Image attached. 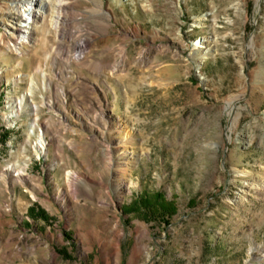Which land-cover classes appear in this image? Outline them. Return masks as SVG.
<instances>
[{
  "label": "rangeland",
  "instance_id": "rangeland-1",
  "mask_svg": "<svg viewBox=\"0 0 264 264\" xmlns=\"http://www.w3.org/2000/svg\"><path fill=\"white\" fill-rule=\"evenodd\" d=\"M27 2L0 0V264H264V0Z\"/></svg>",
  "mask_w": 264,
  "mask_h": 264
},
{
  "label": "bare ground",
  "instance_id": "bare-ground-1",
  "mask_svg": "<svg viewBox=\"0 0 264 264\" xmlns=\"http://www.w3.org/2000/svg\"><path fill=\"white\" fill-rule=\"evenodd\" d=\"M41 0H28L27 2V5H29V9L27 10V16H28V20L31 21V23H33V18H35V16L37 15L38 12H41L43 10V7L41 6V3H40ZM27 8V7H26ZM25 22V21H24ZM30 23V22H29ZM58 24V19H55L53 21V27H55L56 29V26ZM28 26V25H26ZM27 29V28H26ZM28 32V31H27ZM27 32H21L22 36H20L21 39H24L26 38L25 34H27ZM27 41V40H26ZM27 43V42H26Z\"/></svg>",
  "mask_w": 264,
  "mask_h": 264
},
{
  "label": "trees",
  "instance_id": "trees-1",
  "mask_svg": "<svg viewBox=\"0 0 264 264\" xmlns=\"http://www.w3.org/2000/svg\"><path fill=\"white\" fill-rule=\"evenodd\" d=\"M157 197H159V200H160V195H157Z\"/></svg>",
  "mask_w": 264,
  "mask_h": 264
}]
</instances>
